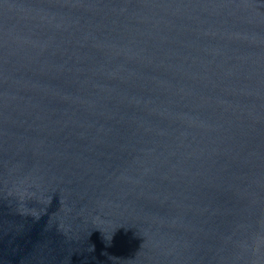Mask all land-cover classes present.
Segmentation results:
<instances>
[{"label":"water","instance_id":"water-1","mask_svg":"<svg viewBox=\"0 0 264 264\" xmlns=\"http://www.w3.org/2000/svg\"><path fill=\"white\" fill-rule=\"evenodd\" d=\"M0 264H264V0H0Z\"/></svg>","mask_w":264,"mask_h":264}]
</instances>
